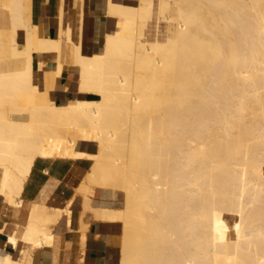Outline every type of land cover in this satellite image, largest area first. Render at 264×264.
Masks as SVG:
<instances>
[{"label":"bare ground","instance_id":"6f19581e","mask_svg":"<svg viewBox=\"0 0 264 264\" xmlns=\"http://www.w3.org/2000/svg\"><path fill=\"white\" fill-rule=\"evenodd\" d=\"M83 3L66 21L61 2L49 36L33 0H0L2 210L31 200L7 238L24 244L18 255L0 245V264H32L74 207L122 224L114 264H264V0H160L168 30L152 38L153 0H106L91 53ZM73 69L83 96L58 103L50 92ZM82 158L66 207L32 200L57 166ZM96 186L122 194L120 206L94 204ZM87 226L81 218L83 237Z\"/></svg>","mask_w":264,"mask_h":264},{"label":"crops","instance_id":"0c3cea01","mask_svg":"<svg viewBox=\"0 0 264 264\" xmlns=\"http://www.w3.org/2000/svg\"><path fill=\"white\" fill-rule=\"evenodd\" d=\"M61 2L63 3L65 20H73L80 12V9L77 10L78 13L76 12L74 0H33L32 19L39 25L40 31L43 34L49 36L56 35ZM105 4L106 0H84V31H82L81 40L83 50L88 53L101 48L100 41L102 44V24L105 17ZM76 82V70L66 71L63 75L58 77L55 87L51 90L50 94L52 98L58 103H63L75 96H83L78 92ZM83 150L91 152V145L86 146ZM89 164L90 161L88 160L75 159L66 164L57 166L55 171L44 180L34 193L32 200L45 203L52 207H66L69 200L74 195L75 188L87 171ZM121 195L120 193H116L113 197L104 194L102 190L96 186L92 199L95 204L120 206L122 201ZM30 201L31 200H24L23 205L19 208L8 206L3 212L2 199L0 198V226H4V231H0V245L6 246L14 255L19 254L24 243L19 239L16 247L11 246L7 242L8 233L14 231L17 224L21 227L25 224L30 211ZM81 218L88 222L84 237L82 236L80 228ZM21 227L19 229H21ZM121 232L122 224L119 221L95 218L89 212H84L82 214L80 208L74 207L70 222L66 219L61 227H56L54 229L52 242L37 247V249L34 250L32 264H114L118 261L119 257Z\"/></svg>","mask_w":264,"mask_h":264},{"label":"rangeland","instance_id":"374dc122","mask_svg":"<svg viewBox=\"0 0 264 264\" xmlns=\"http://www.w3.org/2000/svg\"><path fill=\"white\" fill-rule=\"evenodd\" d=\"M169 1L171 3V0H169ZM153 2H154V7H155V14H154L153 20L151 21V23L149 24V26H148V28L146 30V33L148 34V36L150 38H152L154 36L155 30H157V34L159 33L160 35H166V32L168 30V20L169 19H167L166 17L164 18V15H166V14L167 15L168 14L170 15V13H171L170 10L169 11L167 10L168 12L165 11L163 13H158V8H159L160 0H153ZM171 5H173V2L171 3ZM103 30H104V19H103V24H102V31ZM20 39H22L21 36H20ZM100 45H101V41H100ZM69 100H71V99H69ZM90 145H91V148H92V152L93 151H96L97 146H96V144H95L94 141H92V140H87V141L86 140L85 141L84 140H78L79 149H83L86 146H90ZM82 159L91 161L89 158H82ZM121 199H122V197H121ZM228 219H229V222L231 223L232 222L231 221L232 219L230 217H228Z\"/></svg>","mask_w":264,"mask_h":264}]
</instances>
